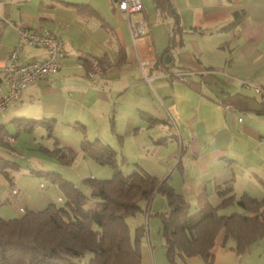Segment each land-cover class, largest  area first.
<instances>
[{
  "label": "crops",
  "instance_id": "0c3cea01",
  "mask_svg": "<svg viewBox=\"0 0 264 264\" xmlns=\"http://www.w3.org/2000/svg\"><path fill=\"white\" fill-rule=\"evenodd\" d=\"M142 5L126 17L115 0H0L3 89L2 64L19 27L58 36L64 50L56 73L34 80L0 111V217L59 202L56 184L40 180L44 173L76 154L100 164L82 146L101 140L117 155L126 138L147 147L154 167L147 172L183 196L185 218L213 207L223 216H264V97L245 85L264 86V0ZM129 22L145 36L132 38ZM46 55L23 46L19 62ZM143 59L150 65L142 71ZM178 71L188 72L184 82L165 76ZM63 125L78 130L74 148L57 131ZM243 196L259 202L256 211L239 205ZM142 209L140 264H171L160 218L167 198L155 192ZM211 244L210 264H264V237L238 249L219 228ZM176 262L207 264L200 254Z\"/></svg>",
  "mask_w": 264,
  "mask_h": 264
},
{
  "label": "trees",
  "instance_id": "16d2710c",
  "mask_svg": "<svg viewBox=\"0 0 264 264\" xmlns=\"http://www.w3.org/2000/svg\"><path fill=\"white\" fill-rule=\"evenodd\" d=\"M82 148L87 156L108 165L112 177L83 179L89 188L86 194L59 173H44L60 190L63 203L54 201L16 218L0 217V264H140L144 225L135 227L131 235L126 220L140 214L142 205L148 204L155 192L167 198L170 208L167 214L160 213V218L166 258L171 264H177V255L194 254L210 264L209 249L219 228L234 238L238 249L264 237V216L259 213L223 216L213 207L185 218V199L163 180L142 168L124 175L115 151L101 140L85 143ZM238 203L255 211L259 206L247 196Z\"/></svg>",
  "mask_w": 264,
  "mask_h": 264
},
{
  "label": "built area",
  "instance_id": "2783aa9c",
  "mask_svg": "<svg viewBox=\"0 0 264 264\" xmlns=\"http://www.w3.org/2000/svg\"><path fill=\"white\" fill-rule=\"evenodd\" d=\"M117 10L129 17L131 13L141 12L143 9L142 0H115ZM129 30L132 38L137 39L144 34L142 25L134 22H129ZM23 46L42 47L47 51L46 58L41 61L33 60L30 62H19L20 49ZM64 56L63 41L58 36L53 34H41L36 31H31L26 27H19L17 42L9 51L8 57L2 64V83L5 88L0 85V111L4 110L10 102L17 100L22 95L23 89L34 80L46 79L50 75L56 73L61 66V59ZM150 65L148 59L139 62L140 69L143 71ZM188 72L178 71L173 74L168 72L165 76L168 78L174 77L180 82L186 80ZM150 77H145L149 80ZM250 85L254 91L261 97H264V86ZM7 140L12 142L13 137H8ZM147 217V215H146Z\"/></svg>",
  "mask_w": 264,
  "mask_h": 264
},
{
  "label": "rangeland",
  "instance_id": "374dc122",
  "mask_svg": "<svg viewBox=\"0 0 264 264\" xmlns=\"http://www.w3.org/2000/svg\"><path fill=\"white\" fill-rule=\"evenodd\" d=\"M57 131L60 133V136L64 138V141L70 142V144L73 146L79 143L77 138H75V131H78L74 125V127L68 128V126H62L59 127ZM55 136V135H54ZM139 137H142L139 135ZM130 138L125 139V143L122 144L121 146H115L117 149V163H118V168L120 171L124 174L127 175L129 172L142 168L145 169L146 171H151L154 167H151V162L153 161L152 155L150 152H147V147L143 144H136L130 141ZM76 141V142H75ZM68 142V143H69ZM63 144V142L61 143ZM62 147V145L60 146ZM74 148V146H73ZM59 158H57L58 160ZM59 161V160H58ZM60 162V161H59ZM159 168V167H158ZM56 172L60 173L61 176L65 177L66 179L72 181L76 186L82 189V191L86 194H89V188L86 187L83 183L82 180L87 178L90 175L93 177L102 179V178H110L112 177V169L106 165V164H97L94 162L92 159L88 158L85 159L81 154H76L74 158H72L69 163H63L62 166H59L58 169H56ZM47 178L40 177V180L42 183L45 184ZM57 191V190H56ZM60 197L59 203L62 204L63 201V196L60 193H58ZM162 198V196L158 193L154 196V199L152 201V205L155 203H159L158 201ZM158 201V202H157ZM153 208V206H152ZM140 214L137 216H129L126 220V223H128L130 233L131 235L134 232V229L137 225V221H140ZM145 217V216H144ZM152 218V217H149ZM147 219V217H146ZM153 219V218H152ZM150 226V225H149ZM147 225V229L149 227ZM150 232H152L150 228ZM153 245H156L155 242L152 241Z\"/></svg>",
  "mask_w": 264,
  "mask_h": 264
},
{
  "label": "water",
  "instance_id": "95a60500",
  "mask_svg": "<svg viewBox=\"0 0 264 264\" xmlns=\"http://www.w3.org/2000/svg\"><path fill=\"white\" fill-rule=\"evenodd\" d=\"M167 62V61H166Z\"/></svg>",
  "mask_w": 264,
  "mask_h": 264
}]
</instances>
